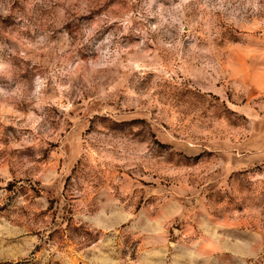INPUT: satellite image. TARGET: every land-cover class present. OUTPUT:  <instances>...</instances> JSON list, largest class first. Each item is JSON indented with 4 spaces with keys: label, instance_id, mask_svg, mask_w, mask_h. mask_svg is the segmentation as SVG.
Here are the masks:
<instances>
[{
    "label": "rangeland",
    "instance_id": "obj_1",
    "mask_svg": "<svg viewBox=\"0 0 264 264\" xmlns=\"http://www.w3.org/2000/svg\"><path fill=\"white\" fill-rule=\"evenodd\" d=\"M0 264H264V0H0Z\"/></svg>",
    "mask_w": 264,
    "mask_h": 264
}]
</instances>
